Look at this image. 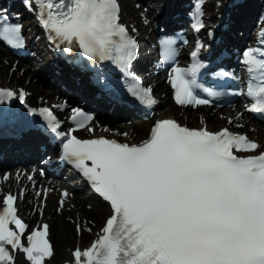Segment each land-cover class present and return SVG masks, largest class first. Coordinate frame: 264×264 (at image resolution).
<instances>
[{
	"label": "snow or ice",
	"instance_id": "obj_1",
	"mask_svg": "<svg viewBox=\"0 0 264 264\" xmlns=\"http://www.w3.org/2000/svg\"><path fill=\"white\" fill-rule=\"evenodd\" d=\"M33 2L53 44L68 52L78 47L90 61L115 66L118 75L104 77L106 88L145 106L155 103L152 88L143 87L133 72L139 44L121 23L119 0H24L25 7L32 10ZM197 8L202 16V6ZM203 27L200 22L197 30ZM22 31V24L10 23L0 13V40L24 48ZM174 43L161 41L162 55L169 60L177 55ZM242 55L249 77L246 90L238 88L231 95L245 96L251 102L248 111L264 114V32L261 46ZM192 58L190 67H174L170 73L176 102L209 105L212 101L198 98L197 89L215 100L223 98L225 92L198 83L201 71L209 66L198 51ZM213 75L239 79L223 70ZM15 95L0 89V102ZM19 98H24L22 91ZM72 112L76 128L69 134L58 132L61 122L48 108L40 109L39 115L66 141L61 158L110 205L105 226L91 247L75 250L74 264H264V147L228 128L192 129L174 119L157 121L150 137L139 144L104 137L80 139L70 133L84 129L93 117L79 108ZM16 200L7 194L0 211V264H16V251H22L30 264H45L53 255L49 225L28 235L25 246L22 237L28 225L17 215ZM76 227L80 232L81 226Z\"/></svg>",
	"mask_w": 264,
	"mask_h": 264
},
{
	"label": "bare ground",
	"instance_id": "obj_2",
	"mask_svg": "<svg viewBox=\"0 0 264 264\" xmlns=\"http://www.w3.org/2000/svg\"><path fill=\"white\" fill-rule=\"evenodd\" d=\"M170 1V0H168ZM163 5L166 6L167 3L165 1H163ZM177 5H181L182 0H176ZM251 6L247 7V6H242L239 9L242 10L246 17V20H249V18L253 15V13H256V11H254L255 9L258 8V6H256V4L250 3ZM125 8V12L128 14L130 12L129 10V5L127 3H125L124 5ZM135 12V11H133ZM149 27L146 28L145 32H148ZM152 31V30H151ZM144 38V37H143ZM10 68H9V62L7 61V59L3 58L1 56V51H0V79L2 80H6L5 77L10 76ZM17 71L12 72V78H16L17 80L20 81V79H24V77L22 75H20L18 72L15 73ZM158 86L156 88L160 89L161 92H165L166 91V85L163 84L162 82H158ZM162 103H169V100L165 97L162 98ZM180 111H182V109H178V108H174L173 111L170 112V114L174 115L175 117L181 118L180 115ZM184 114H189L188 111H184ZM201 113H203L206 117H207V122L209 123V126L211 127H217V126H222L224 124V120L223 119H219L216 115L214 117H212L210 115L209 112H207L206 110L202 111ZM194 115V114H193ZM149 122H135L133 124V128L135 131H142L143 133H145L147 131ZM200 126V125H199ZM126 129H130L129 127L125 126ZM125 140H128L127 138ZM49 202V201H48ZM84 202H87L89 204L92 205L91 210H85L81 208V206L84 204ZM78 209L76 210H72V211H67V213L71 216H73L76 219L81 218V223L84 224V218H88V223L86 225H89V218L94 219V221L97 222V226L99 224V221L101 220V218H103V216H106L107 214H109V208L107 206L102 205L100 202L93 200V199H88V200H82V199H78ZM52 208H53V203L49 202L47 209L48 213L46 216H49L52 212ZM64 215H66V213H64ZM37 219V218H36ZM44 219H46V217H44ZM50 220L52 221L53 225H55L54 228V232H55V241H56V252L54 253L53 257L51 258L49 264H59L60 262L64 261V260H70L71 258V252L69 251V247L70 245L74 246L78 243V237L76 236V234H73V232L70 230L69 227H73L72 224L70 222H67L65 220V216L60 217L58 215H53L50 217ZM76 224V222H75ZM99 227V226H98ZM96 227V228H98ZM94 228V229H96ZM92 236H94V233H91ZM89 237V233H86L83 231L82 233V237H81V242L82 243H86V239ZM60 260V262H59Z\"/></svg>",
	"mask_w": 264,
	"mask_h": 264
}]
</instances>
